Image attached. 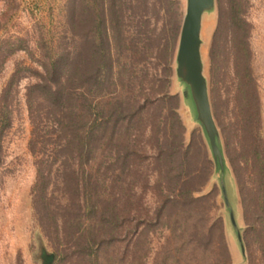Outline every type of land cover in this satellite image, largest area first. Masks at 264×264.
Segmentation results:
<instances>
[{"label":"trees","instance_id":"obj_1","mask_svg":"<svg viewBox=\"0 0 264 264\" xmlns=\"http://www.w3.org/2000/svg\"><path fill=\"white\" fill-rule=\"evenodd\" d=\"M167 1L70 0L61 40L41 42L42 70H15L3 89L0 165L15 87L22 73L33 76L25 94L37 167L33 206L56 245L54 259L146 264V227L157 217L176 241L160 264L229 263L221 222L209 224L190 213L202 206L204 199L194 192L208 179L211 164L204 144H184L178 98L169 93L180 20ZM238 48L236 66L245 67L236 70L237 129L251 161V181L236 173L246 221L264 234L261 103L249 43L240 40ZM148 191L157 201L151 215L144 201Z\"/></svg>","mask_w":264,"mask_h":264},{"label":"rangeland","instance_id":"obj_2","mask_svg":"<svg viewBox=\"0 0 264 264\" xmlns=\"http://www.w3.org/2000/svg\"><path fill=\"white\" fill-rule=\"evenodd\" d=\"M174 1L177 4L168 0L167 6L171 14L179 16L180 28L171 62L169 93L178 98L175 111L185 129L184 144H194L196 148L201 143L204 144L211 164L208 179L194 192L196 198L204 199L202 206L190 213L193 218L204 217L209 224L221 222L230 254L228 264H264V234L251 230L246 221L242 189L236 173V169H239L245 176L243 180L248 183L251 181V161L248 152L243 150L245 141H242L237 129L241 98L237 93L236 70H244L245 67L236 66V58L240 57V40L248 42L250 47V64L261 103L260 133L264 151V0H216L215 8L206 12L203 17L202 52L205 75L219 127V144L225 157L224 169L216 163L207 134L198 120L188 86L176 74L175 55L186 0ZM69 2L70 0H0V100L3 89L15 70H42L39 64L42 59L41 42L55 45L61 40ZM9 43L15 45L10 46ZM14 48L18 49L13 51ZM241 59L245 62L243 57ZM22 74L10 104L12 124L2 138L0 264H47L43 254H55L56 245L39 226L33 206L37 167L36 158L29 147L33 126L25 94L27 86L34 79L28 71ZM154 179L155 175L152 176V182ZM222 182H225L227 188L229 206L224 198ZM144 201L150 208L149 215L153 214L157 205L155 195L148 191ZM232 212L236 225L232 222ZM198 220L202 222V219ZM153 221L154 225L146 227L149 229L145 244L148 250L146 264H160L166 248L176 242L170 237L171 231L167 223L157 220V217ZM219 231L220 229L215 230L217 239L220 238ZM61 258L62 256H58L51 264H70L68 260ZM129 263L127 261L125 264Z\"/></svg>","mask_w":264,"mask_h":264},{"label":"water","instance_id":"obj_3","mask_svg":"<svg viewBox=\"0 0 264 264\" xmlns=\"http://www.w3.org/2000/svg\"><path fill=\"white\" fill-rule=\"evenodd\" d=\"M216 6V0H186V10L178 39L175 55L176 74L188 86L189 92L195 104L197 117L202 124L213 156L218 167H225V157L219 144V127L213 112L208 79L205 75V64L202 52L203 17ZM188 95V91L185 92ZM222 190L226 204L230 201L225 182H222ZM232 222L236 225L232 212ZM47 264L54 259L53 253H44ZM47 260H50L49 262ZM235 264V263H234ZM237 264H240L239 262Z\"/></svg>","mask_w":264,"mask_h":264}]
</instances>
